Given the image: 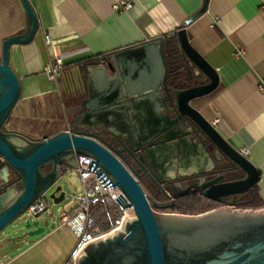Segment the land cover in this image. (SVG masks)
<instances>
[{
	"label": "water",
	"instance_id": "1",
	"mask_svg": "<svg viewBox=\"0 0 264 264\" xmlns=\"http://www.w3.org/2000/svg\"><path fill=\"white\" fill-rule=\"evenodd\" d=\"M19 1L25 15V29L2 42L0 59V233L16 220L21 229L27 230V236L44 233L48 220L42 223V216L28 218L23 214L69 170L75 169V156L80 155L93 158L97 174L108 176L112 186L119 188L125 196L119 203L125 209L132 208L135 217L124 223L122 231L88 245L76 264H264V208L233 210L237 197L257 186L261 173L192 106L219 85L217 72L191 46L186 33L188 26L205 14L208 0H202L200 8L176 32L179 48L192 69L188 86L167 89L161 40L121 49L100 62L104 69L98 70L106 78L108 72L116 74L113 80H108L107 90L95 93L88 89L84 96L91 100L82 96L76 100L78 107L74 112L77 113L68 123L70 129L37 141L4 128L21 95V81L10 65V49L29 45L39 30L30 2ZM117 76L137 80L140 87L122 90ZM162 92L168 94L167 100H161ZM151 98L160 103L151 104ZM162 109L174 117L160 116ZM150 134L157 139L147 147L156 151L154 158L163 160L166 173L173 172L176 161L183 163L186 155L198 156L201 150L195 147V138L200 136L209 141L242 177L222 181L223 176H218L196 188L208 200L228 199V205L197 215L155 212L152 206L157 209L169 206L149 199L116 157L132 149V141H145L143 136ZM105 136L108 145L103 141ZM112 145L118 148L115 153L110 150ZM144 153L153 162L150 150ZM64 197L62 185H57L49 199L56 205Z\"/></svg>",
	"mask_w": 264,
	"mask_h": 264
},
{
	"label": "crops",
	"instance_id": "2",
	"mask_svg": "<svg viewBox=\"0 0 264 264\" xmlns=\"http://www.w3.org/2000/svg\"><path fill=\"white\" fill-rule=\"evenodd\" d=\"M28 1L38 18L39 30L29 45L10 49V65L21 81V95L6 124L8 130L35 141L70 129L65 103L70 106L80 96L91 100L84 96L88 89L95 93L107 90L116 74L108 72L107 79L98 70L104 69L99 66L104 58L146 41L161 40L165 59L164 39L176 35L202 3V0ZM119 1L130 3L131 7L113 10ZM24 29L25 15L20 1L0 0V59L2 42L22 34ZM186 33L191 46L209 62L219 78L217 90L198 100L196 108L207 121L215 123L219 135L232 147L248 151L246 157L261 173L257 188L264 201V94L258 89L264 77V0H208L205 14L188 26ZM45 35L50 37L52 48L45 45ZM240 50L242 55L236 57ZM53 54L62 57L64 68L52 83L43 69ZM116 79L122 90L140 87L137 80L120 76ZM161 100H165L164 92ZM149 102L158 104L159 100L151 98ZM159 114L174 117L164 109ZM54 118L61 123L46 128L45 124ZM193 142L200 153L186 155L183 163L176 161L170 177L185 176L195 171V167L210 165L205 148ZM74 243L75 238L65 258L56 264H64ZM2 248L0 244V256L4 257L6 251ZM57 255L61 257L60 252Z\"/></svg>",
	"mask_w": 264,
	"mask_h": 264
},
{
	"label": "built area",
	"instance_id": "3",
	"mask_svg": "<svg viewBox=\"0 0 264 264\" xmlns=\"http://www.w3.org/2000/svg\"><path fill=\"white\" fill-rule=\"evenodd\" d=\"M130 7V3L119 1L113 5V10L125 11ZM44 42L48 48L53 47L49 36L45 35ZM242 53L240 50L235 56L239 57ZM63 68L62 57L53 54L43 72L47 80L53 83L59 78ZM258 89L264 94V77L259 82ZM214 125L215 123L212 124ZM5 130L10 131L7 127ZM239 153L246 157L248 151L241 149ZM75 160L76 167L73 171L80 179L81 191L75 197L74 209L69 213L60 214L58 225V228L70 230L75 238L74 246L64 264H76L78 256L88 245L122 231L124 223L135 217L132 208L125 209L119 203L121 197L125 198L119 188L112 186L108 176L97 174L93 158L76 155ZM46 210V203L41 197L27 208L23 216L36 218L43 215Z\"/></svg>",
	"mask_w": 264,
	"mask_h": 264
},
{
	"label": "flooded vegetation",
	"instance_id": "4",
	"mask_svg": "<svg viewBox=\"0 0 264 264\" xmlns=\"http://www.w3.org/2000/svg\"><path fill=\"white\" fill-rule=\"evenodd\" d=\"M189 83H191L190 78L183 71H181L174 83L168 80V71L166 73L165 84L167 89H184L189 85ZM164 93L165 100H167L168 94L166 92ZM195 102H193L192 106L196 108L194 105ZM77 107L78 103L75 102L66 109L69 121L72 120L77 113L74 112V109ZM186 129L189 130V126L186 127ZM150 135L143 136L145 141H132V149L119 153L116 155V157L139 182L147 197L156 201L159 205H168L170 207L177 196L183 197L189 193L195 192L202 193L200 189L196 188L202 183L210 181L218 176H223L222 181H230V177L234 176L235 167L224 156H222V154L218 152L209 141L199 136L195 138L194 141L195 143L201 144L205 148L210 159V165L204 168L198 166L194 169L195 171L205 172V174L197 175L196 172L193 171L188 175L172 178L169 176V172H164V168H166V166L163 160L154 158V153L156 151L147 147L149 143L155 142L157 139L152 136L153 134L151 136ZM103 141L106 145H108L109 142L106 136L103 137ZM110 150L115 153L118 148L112 145ZM144 150H150V154H152L154 158L153 162H150L145 158ZM141 157L144 158V161L141 160L140 162ZM190 174L191 176L187 177ZM168 177L172 178L173 180H169ZM191 186H193V188L181 195L185 189ZM227 201L228 199L224 200V206L228 205ZM152 207L155 209V211L167 210V208L157 209L154 206Z\"/></svg>",
	"mask_w": 264,
	"mask_h": 264
},
{
	"label": "rangeland",
	"instance_id": "5",
	"mask_svg": "<svg viewBox=\"0 0 264 264\" xmlns=\"http://www.w3.org/2000/svg\"><path fill=\"white\" fill-rule=\"evenodd\" d=\"M65 106L67 108L69 107L67 103H65ZM59 123H61L60 119L54 118L51 122L45 124V126L48 128ZM7 126L6 124L5 128ZM57 185H62L65 197L62 202L55 205L49 199V196ZM80 191L81 183L79 177L73 170H69L64 177L42 197L46 203L47 210L41 215V222L43 223L44 219L49 221V226L46 231L37 236H27V230L21 229V225H18V221H14L0 233V244L3 245L2 249L6 251V256H0V260L4 263L12 260L13 262L10 264H56L61 258L63 260L74 238L70 230L67 229L61 232L57 231L56 228L59 225L60 214L69 213L74 209L75 197ZM153 210L155 211V209ZM233 210L244 211V209L236 207L233 208ZM250 210L252 209H247L246 211ZM155 212L172 214L168 210ZM43 239L44 241H42ZM40 241H42L40 244L37 243L34 247L27 250L28 246ZM58 241L59 243H57ZM57 252H60L61 257L57 255Z\"/></svg>",
	"mask_w": 264,
	"mask_h": 264
},
{
	"label": "trees",
	"instance_id": "6",
	"mask_svg": "<svg viewBox=\"0 0 264 264\" xmlns=\"http://www.w3.org/2000/svg\"><path fill=\"white\" fill-rule=\"evenodd\" d=\"M164 53L167 64L168 80L174 83L181 71L187 75L192 74V69L188 66V61L181 52L176 35L164 39ZM198 101L195 102L197 106ZM11 117V113L6 121ZM5 123V125H6ZM4 125V126H5ZM234 176L230 177V181L240 179L242 173L235 169ZM225 205L224 201L215 202L206 199L202 193H189L183 197L177 196L173 204L167 208L172 214L180 215H197L207 211H211ZM264 206V201L258 195V188L254 186L249 192L237 198L235 207L239 209L258 210Z\"/></svg>",
	"mask_w": 264,
	"mask_h": 264
}]
</instances>
